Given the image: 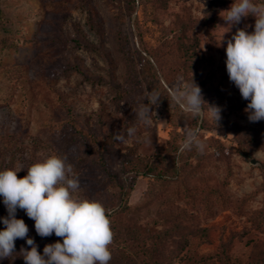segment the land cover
Returning <instances> with one entry per match:
<instances>
[{
    "label": "rangeland",
    "instance_id": "1",
    "mask_svg": "<svg viewBox=\"0 0 264 264\" xmlns=\"http://www.w3.org/2000/svg\"><path fill=\"white\" fill-rule=\"evenodd\" d=\"M233 3L5 0L16 44L0 51L4 170L22 169V178L35 163L66 157L80 181L75 195L108 209L109 264H264V120H248L249 101L225 64L227 42L237 28L251 33L255 17L227 31L222 12ZM191 79L222 109L217 124L170 101ZM153 90L162 97L144 125L136 113ZM185 128L198 130L203 154L180 152ZM152 166H166L168 177L143 175ZM17 218L31 220L41 254L62 242L37 235L23 210Z\"/></svg>",
    "mask_w": 264,
    "mask_h": 264
},
{
    "label": "clouds",
    "instance_id": "2",
    "mask_svg": "<svg viewBox=\"0 0 264 264\" xmlns=\"http://www.w3.org/2000/svg\"><path fill=\"white\" fill-rule=\"evenodd\" d=\"M222 13H225L222 17L229 26L223 27L227 31L231 26L239 25L243 18L255 17L251 33L246 31L247 25L237 28L227 42L225 64L229 81L238 88L242 99L249 101L244 109L248 120L259 122L264 120V3L234 0L230 9ZM161 97V93L154 90L147 94L145 100L148 103L138 106L136 116L139 122L151 124L152 106H158ZM170 101L193 117L207 114L216 124L222 118V109L203 99L201 88L193 79L172 90ZM136 133L135 126L127 129L129 139ZM183 135L180 152L195 148L203 154L206 145L198 130L185 128ZM115 138L126 142L121 134H116ZM21 170H0V197L7 211V216L0 218L5 226L0 230V259L12 257L15 241L24 239L30 246V250L21 248L20 251L25 264H109L115 234L108 209L97 200L75 195L80 190V181L74 176L66 157L52 155L31 165L27 175L18 178L17 173ZM18 209L34 220L37 235L44 238L55 234L62 238V242L45 245L41 254L35 240L28 235V225L17 218Z\"/></svg>",
    "mask_w": 264,
    "mask_h": 264
},
{
    "label": "trees",
    "instance_id": "3",
    "mask_svg": "<svg viewBox=\"0 0 264 264\" xmlns=\"http://www.w3.org/2000/svg\"><path fill=\"white\" fill-rule=\"evenodd\" d=\"M16 44V38H15V28L13 27L11 17L6 12V5L5 0H0V51H5L6 49L15 46ZM8 150V149H7ZM6 153V149L0 148V170H4V156ZM176 170V169H174ZM152 175L156 181H163L166 179L169 175V169L165 166L157 167L152 166L148 168L147 171L143 172V175ZM180 175V173L176 170L175 176ZM0 211H6V208L3 204V198L0 197ZM20 210L17 211V217L19 216ZM7 213V211H6ZM257 223L264 224V215L263 217H257ZM25 223L28 225V228L30 226L31 220H26ZM0 230H3L0 228ZM37 244V243H36ZM38 245V244H37ZM27 246V248L25 247ZM21 248H24L26 250H30V246L26 243H22L21 239H17L15 241V254L10 258L0 259V264H25V261L22 257V253H20ZM39 250V246H38Z\"/></svg>",
    "mask_w": 264,
    "mask_h": 264
}]
</instances>
